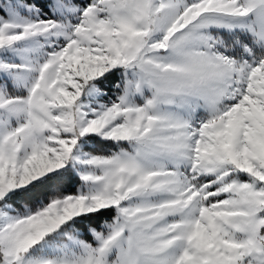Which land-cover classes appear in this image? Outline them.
Returning a JSON list of instances; mask_svg holds the SVG:
<instances>
[{
    "label": "snow or ice",
    "instance_id": "1",
    "mask_svg": "<svg viewBox=\"0 0 264 264\" xmlns=\"http://www.w3.org/2000/svg\"><path fill=\"white\" fill-rule=\"evenodd\" d=\"M0 264H264V0H0Z\"/></svg>",
    "mask_w": 264,
    "mask_h": 264
}]
</instances>
